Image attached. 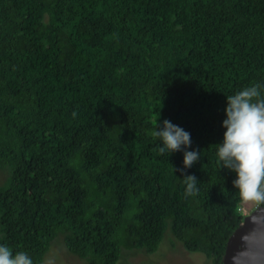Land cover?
<instances>
[{
  "label": "trees",
  "instance_id": "16d2710c",
  "mask_svg": "<svg viewBox=\"0 0 264 264\" xmlns=\"http://www.w3.org/2000/svg\"><path fill=\"white\" fill-rule=\"evenodd\" d=\"M264 84V0H0V245L42 264L64 235L85 264L155 252L170 225L222 264L257 206L217 163L226 96ZM75 113V115H73ZM201 159L160 155L156 120Z\"/></svg>",
  "mask_w": 264,
  "mask_h": 264
},
{
  "label": "clouds",
  "instance_id": "9594fccd",
  "mask_svg": "<svg viewBox=\"0 0 264 264\" xmlns=\"http://www.w3.org/2000/svg\"><path fill=\"white\" fill-rule=\"evenodd\" d=\"M224 111L222 126L226 131L223 141L217 144V163L236 173L232 184L243 202L264 206V84H253L226 96ZM157 121L158 118L151 136L162 142L159 154L183 152V166H173V170L183 178L185 196L197 195L198 179L186 174V169L201 159V151L187 150L192 144L189 132L167 119ZM0 264H33V261L24 251L13 254L7 245H0Z\"/></svg>",
  "mask_w": 264,
  "mask_h": 264
},
{
  "label": "rangeland",
  "instance_id": "374dc122",
  "mask_svg": "<svg viewBox=\"0 0 264 264\" xmlns=\"http://www.w3.org/2000/svg\"><path fill=\"white\" fill-rule=\"evenodd\" d=\"M6 173L0 170V183ZM42 264H85V260L72 253L64 242V235L59 234L52 242L44 256ZM118 264H214L201 252L187 250L183 243L176 239L169 227L155 252L143 248L122 249Z\"/></svg>",
  "mask_w": 264,
  "mask_h": 264
},
{
  "label": "water",
  "instance_id": "95a60500",
  "mask_svg": "<svg viewBox=\"0 0 264 264\" xmlns=\"http://www.w3.org/2000/svg\"><path fill=\"white\" fill-rule=\"evenodd\" d=\"M222 264H264V206L247 214L230 236Z\"/></svg>",
  "mask_w": 264,
  "mask_h": 264
}]
</instances>
